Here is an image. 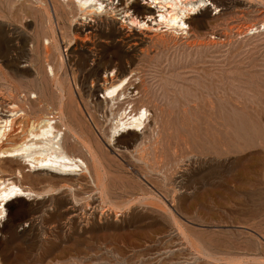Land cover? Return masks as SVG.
I'll list each match as a JSON object with an SVG mask.
<instances>
[{"label": "rangeland", "instance_id": "rangeland-1", "mask_svg": "<svg viewBox=\"0 0 264 264\" xmlns=\"http://www.w3.org/2000/svg\"><path fill=\"white\" fill-rule=\"evenodd\" d=\"M35 1L0 0V117L11 103L61 112L104 168L71 134L89 176L20 179L28 167L0 158V177L35 191L6 205L0 264H264V0L208 2L189 34L122 22L150 0L93 18ZM125 77L118 105L105 99ZM142 108L146 128L111 141L114 119Z\"/></svg>", "mask_w": 264, "mask_h": 264}, {"label": "bare ground", "instance_id": "bare-ground-1", "mask_svg": "<svg viewBox=\"0 0 264 264\" xmlns=\"http://www.w3.org/2000/svg\"><path fill=\"white\" fill-rule=\"evenodd\" d=\"M72 1L75 2V4L79 7L85 17L90 16L93 18L94 15L100 14L102 12L109 13V10L110 12H112L111 14H113V12L117 10V7L113 5L114 0ZM35 2H37V0ZM208 2L215 6L217 9L221 5H224L223 0H150L148 1L149 4H142L139 7L137 6L138 2L136 3L135 0H133L132 6L141 8L145 12L144 17L142 19H137L136 17H134V15L131 16L129 13L130 9H127V11H124L125 13L122 11L123 15L120 19L122 20V22H127V24L129 23L130 26L136 27V29L138 28L140 30L151 32H158L161 30L170 31L175 34H178L180 32L189 34L194 25H196V15L203 14L206 11L205 6ZM108 6H110V8ZM124 7L126 8V5ZM249 29L253 31V33L259 32L258 27L255 26H249ZM191 32H193V30ZM49 69L51 74H54L53 68L50 67ZM127 79L128 77H125L124 79H120L118 83L111 84L109 85V87L105 86V91L107 93H105L106 95L104 94L105 99L111 98L112 100H114V102H116L115 100L124 93V88H126L125 82ZM126 84H128V82ZM31 96L36 97V94L33 93V95ZM120 100L118 101L120 102ZM8 108L9 109L7 110V112H9V114L4 115L5 117H0V158L10 160L14 159L20 164H24L28 167L27 170H23L22 167H17L18 169H16V176H18L20 179L27 176L26 172H36L37 175L50 174L53 177L59 178L61 180H70L75 176L74 174L84 176L91 175V166L89 167V164L81 156L75 155V153H72L67 148L65 139L66 136L69 137L68 134H71V136H73L75 140V142L73 141L74 144L71 143V148H73L76 144L78 145V147L82 146L88 151V154L90 155L89 157L91 158V163L93 162L92 164L97 174L101 170H103V159H100V157L97 155V152H95V149H93L92 145H90L91 142L89 141L87 135H85L82 129H78L76 127L77 124L75 122L74 123L76 126H73L72 122H66L64 116L60 115L61 112L59 114L60 116L58 115V117L57 115H55V117L51 114H41L40 116H35L36 118H30L31 116L29 117L28 111L22 109L20 105L18 107L17 103H11V105L9 104ZM146 112L147 111L145 109H143V111L139 110V112L135 113L134 115H132L131 113L126 114V112H124V116L121 114L122 112L119 113L121 115H119V117H116L113 121V124L111 125V131L109 132L110 140H120V136H124L125 134L135 135L137 131L146 128L145 122L148 118V116L146 117ZM16 135L20 137V141H14V137ZM5 144L11 145L9 148H5ZM101 178L100 181H103V179ZM33 195H35V191L30 189L29 186L17 183L10 177H0V225L2 224L6 215V205L8 204V202L19 197L31 199Z\"/></svg>", "mask_w": 264, "mask_h": 264}]
</instances>
